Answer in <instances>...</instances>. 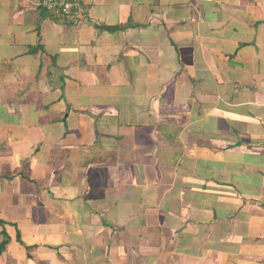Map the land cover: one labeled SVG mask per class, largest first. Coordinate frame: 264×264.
Masks as SVG:
<instances>
[{
	"label": "crops",
	"instance_id": "1",
	"mask_svg": "<svg viewBox=\"0 0 264 264\" xmlns=\"http://www.w3.org/2000/svg\"><path fill=\"white\" fill-rule=\"evenodd\" d=\"M0 0V264H264V0Z\"/></svg>",
	"mask_w": 264,
	"mask_h": 264
},
{
	"label": "built area",
	"instance_id": "2",
	"mask_svg": "<svg viewBox=\"0 0 264 264\" xmlns=\"http://www.w3.org/2000/svg\"><path fill=\"white\" fill-rule=\"evenodd\" d=\"M44 9L64 23L80 25L89 11V0H42Z\"/></svg>",
	"mask_w": 264,
	"mask_h": 264
},
{
	"label": "trees",
	"instance_id": "3",
	"mask_svg": "<svg viewBox=\"0 0 264 264\" xmlns=\"http://www.w3.org/2000/svg\"><path fill=\"white\" fill-rule=\"evenodd\" d=\"M6 243H7L6 240H4L3 243L1 244L0 253L5 249Z\"/></svg>",
	"mask_w": 264,
	"mask_h": 264
}]
</instances>
